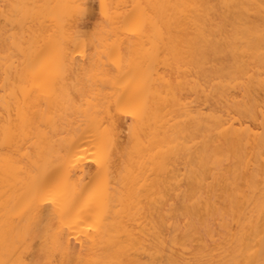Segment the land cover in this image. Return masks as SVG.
Returning <instances> with one entry per match:
<instances>
[{
    "label": "bare ground",
    "instance_id": "obj_1",
    "mask_svg": "<svg viewBox=\"0 0 264 264\" xmlns=\"http://www.w3.org/2000/svg\"><path fill=\"white\" fill-rule=\"evenodd\" d=\"M0 264H264V0H0Z\"/></svg>",
    "mask_w": 264,
    "mask_h": 264
},
{
    "label": "rangeland",
    "instance_id": "obj_2",
    "mask_svg": "<svg viewBox=\"0 0 264 264\" xmlns=\"http://www.w3.org/2000/svg\"><path fill=\"white\" fill-rule=\"evenodd\" d=\"M88 22H89V23H92V20H89Z\"/></svg>",
    "mask_w": 264,
    "mask_h": 264
}]
</instances>
